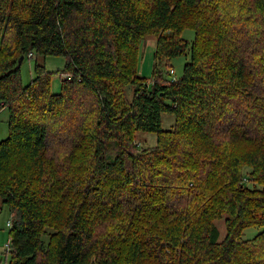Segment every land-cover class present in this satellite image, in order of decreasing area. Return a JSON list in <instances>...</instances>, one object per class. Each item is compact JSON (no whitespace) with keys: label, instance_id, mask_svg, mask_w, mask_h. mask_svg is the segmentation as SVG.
<instances>
[{"label":"trees","instance_id":"obj_1","mask_svg":"<svg viewBox=\"0 0 264 264\" xmlns=\"http://www.w3.org/2000/svg\"><path fill=\"white\" fill-rule=\"evenodd\" d=\"M3 110L7 263L264 264V0H0Z\"/></svg>","mask_w":264,"mask_h":264},{"label":"rangeland","instance_id":"obj_2","mask_svg":"<svg viewBox=\"0 0 264 264\" xmlns=\"http://www.w3.org/2000/svg\"><path fill=\"white\" fill-rule=\"evenodd\" d=\"M182 38L189 41L191 44L195 39V33L193 30L187 29L182 33ZM155 41L146 40L141 46V60L139 64V74L144 78H148L150 82L153 81V70H154V54H155ZM189 57H179L172 61L169 71L173 70V75H168V78H180L183 74L185 65L189 62ZM36 64L46 65V69L50 72L55 73L53 77V93H58L61 89V77L57 74L65 68L66 59L63 57H44L41 55H36L34 58H26L20 66V73L22 78V84L24 86L29 85L35 75L34 68ZM161 69L165 70V67L160 66ZM9 117L10 113L8 110H3L0 113V142L7 139L9 135ZM175 122V119L171 116H163V128L170 129ZM156 136L147 135L145 133H140L138 137L139 142L145 143V146H155ZM1 205V203H0ZM1 209V207H0ZM10 212L7 207H2L0 210V264H9L5 261V256L3 252L7 249V244L9 241V222ZM217 227L221 232V239L225 237V224L223 221L216 222ZM260 232L258 229H249L245 237L251 238Z\"/></svg>","mask_w":264,"mask_h":264},{"label":"water","instance_id":"obj_3","mask_svg":"<svg viewBox=\"0 0 264 264\" xmlns=\"http://www.w3.org/2000/svg\"><path fill=\"white\" fill-rule=\"evenodd\" d=\"M24 58H21V60L19 61V66L22 64Z\"/></svg>","mask_w":264,"mask_h":264},{"label":"built area","instance_id":"obj_4","mask_svg":"<svg viewBox=\"0 0 264 264\" xmlns=\"http://www.w3.org/2000/svg\"><path fill=\"white\" fill-rule=\"evenodd\" d=\"M172 74H174V71H172Z\"/></svg>","mask_w":264,"mask_h":264}]
</instances>
